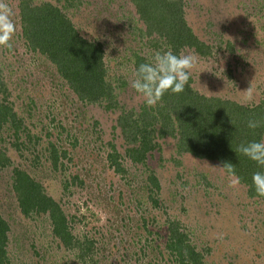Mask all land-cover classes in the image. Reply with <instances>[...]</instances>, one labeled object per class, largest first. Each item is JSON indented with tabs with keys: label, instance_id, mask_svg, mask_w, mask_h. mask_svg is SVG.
Wrapping results in <instances>:
<instances>
[{
	"label": "rangeland",
	"instance_id": "obj_1",
	"mask_svg": "<svg viewBox=\"0 0 264 264\" xmlns=\"http://www.w3.org/2000/svg\"><path fill=\"white\" fill-rule=\"evenodd\" d=\"M22 1L6 0L17 31L11 49L0 47V104L15 114L0 129V216L8 228L0 264H178L166 248L172 222L203 264H264V197L241 179L233 186L213 168L220 162L180 152L178 135H160L176 127L167 104L149 108L130 86L154 50L171 48L195 57L188 86L198 95L263 104L264 0H151L148 14L133 0H30L56 7L80 37L100 45L112 90L95 103L80 100L35 50ZM177 9L201 50L184 36L177 45L165 23ZM122 118L146 126L154 148L144 159L131 157L139 145L122 132ZM15 171L56 203L70 248L48 213L22 209Z\"/></svg>",
	"mask_w": 264,
	"mask_h": 264
},
{
	"label": "trees",
	"instance_id": "obj_2",
	"mask_svg": "<svg viewBox=\"0 0 264 264\" xmlns=\"http://www.w3.org/2000/svg\"><path fill=\"white\" fill-rule=\"evenodd\" d=\"M133 1L138 3L142 12L152 8L151 0ZM20 6L26 37L34 43L35 50L55 65L60 76L80 100L95 103L110 99L112 88L105 81L103 51L100 45L80 37L66 16L48 3L37 6L31 4L30 0H23ZM145 19L152 25L150 16H145ZM165 23L176 30L171 34L176 36L175 39L179 37L178 42L176 41L178 46L184 43L180 42L184 36L185 44L201 50L202 46L193 40L180 18L178 9L165 19ZM2 87L0 78V91ZM162 99L167 104L163 108L170 116H174L176 127L170 125V130L167 133L160 131V135H178L180 152L214 159L220 163L231 162L235 166L237 176L249 187L250 193L255 195L251 177L252 173L258 170L257 166L236 149L240 143L258 140L264 134V128L255 132L247 128L249 119L264 120V102L255 108H247L215 98H205L187 85L185 92L165 94ZM9 119L14 122L15 114L7 106L0 104V129ZM124 121L123 118L119 121L122 132H127L132 141L138 142L139 145L130 150V155L134 161L142 160L146 152L154 148L146 126L140 127L137 122L126 126ZM13 187L22 209L26 213H48L55 235L70 248L71 238L65 227L63 213L50 197L43 194L41 186L34 183L25 173L15 171ZM7 230V224L0 216V260L4 254ZM166 248L178 264H203L202 256L188 244L186 234L180 231L177 223H170Z\"/></svg>",
	"mask_w": 264,
	"mask_h": 264
},
{
	"label": "clouds",
	"instance_id": "obj_3",
	"mask_svg": "<svg viewBox=\"0 0 264 264\" xmlns=\"http://www.w3.org/2000/svg\"><path fill=\"white\" fill-rule=\"evenodd\" d=\"M16 31L15 10L6 0H0V47L11 49ZM194 63L195 57L189 53L176 54L171 48L154 50L149 62L141 63L136 68L130 86L147 107H155L165 94L185 92ZM247 128L253 132L264 128V120L249 119ZM236 151L256 164L258 170L252 173V186L259 197H264V136L258 140L240 143ZM213 168L226 174L233 186L240 183L231 162L222 161Z\"/></svg>",
	"mask_w": 264,
	"mask_h": 264
}]
</instances>
